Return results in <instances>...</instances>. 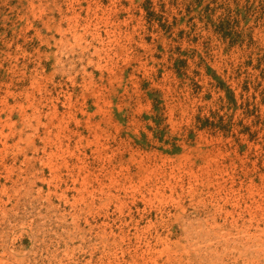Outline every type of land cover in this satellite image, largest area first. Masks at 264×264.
Returning a JSON list of instances; mask_svg holds the SVG:
<instances>
[{
	"label": "rangeland",
	"instance_id": "374dc122",
	"mask_svg": "<svg viewBox=\"0 0 264 264\" xmlns=\"http://www.w3.org/2000/svg\"><path fill=\"white\" fill-rule=\"evenodd\" d=\"M0 264H264V0H0Z\"/></svg>",
	"mask_w": 264,
	"mask_h": 264
}]
</instances>
